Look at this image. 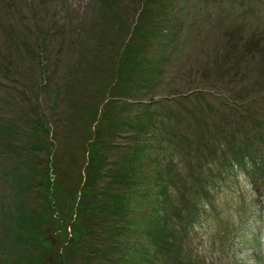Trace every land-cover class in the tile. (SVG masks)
I'll return each mask as SVG.
<instances>
[{"label":"rangeland","instance_id":"374dc122","mask_svg":"<svg viewBox=\"0 0 264 264\" xmlns=\"http://www.w3.org/2000/svg\"><path fill=\"white\" fill-rule=\"evenodd\" d=\"M166 1L0 0V264H264V0Z\"/></svg>","mask_w":264,"mask_h":264},{"label":"clouds","instance_id":"9594fccd","mask_svg":"<svg viewBox=\"0 0 264 264\" xmlns=\"http://www.w3.org/2000/svg\"><path fill=\"white\" fill-rule=\"evenodd\" d=\"M233 222L239 224V217H234ZM215 232L216 228L213 227L210 236H214ZM195 246L202 264H254L250 251L243 245L226 250L214 239H208L203 242L202 246L199 240L195 241Z\"/></svg>","mask_w":264,"mask_h":264},{"label":"trees","instance_id":"16d2710c","mask_svg":"<svg viewBox=\"0 0 264 264\" xmlns=\"http://www.w3.org/2000/svg\"><path fill=\"white\" fill-rule=\"evenodd\" d=\"M168 1H169V2H170V1H174L175 6L179 5V3H178L179 0H167L166 2H168ZM177 3H178V4H177Z\"/></svg>","mask_w":264,"mask_h":264}]
</instances>
